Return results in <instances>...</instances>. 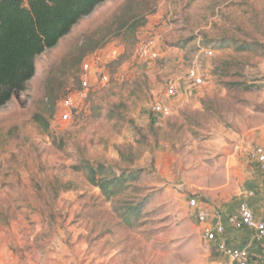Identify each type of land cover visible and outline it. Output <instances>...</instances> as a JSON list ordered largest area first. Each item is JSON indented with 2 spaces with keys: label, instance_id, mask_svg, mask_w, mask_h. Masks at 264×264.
Returning a JSON list of instances; mask_svg holds the SVG:
<instances>
[{
  "label": "rangeland",
  "instance_id": "obj_1",
  "mask_svg": "<svg viewBox=\"0 0 264 264\" xmlns=\"http://www.w3.org/2000/svg\"><path fill=\"white\" fill-rule=\"evenodd\" d=\"M132 20L146 23L123 28ZM150 38L156 56L141 59ZM192 67L200 86L189 85ZM157 101L168 115L153 112ZM262 132L264 0H107L0 107V264H215L188 197L214 206L237 196L239 182L222 185L225 151L243 143L249 158ZM87 162L140 178L108 200ZM140 202L126 224L124 205Z\"/></svg>",
  "mask_w": 264,
  "mask_h": 264
},
{
  "label": "trees",
  "instance_id": "obj_2",
  "mask_svg": "<svg viewBox=\"0 0 264 264\" xmlns=\"http://www.w3.org/2000/svg\"><path fill=\"white\" fill-rule=\"evenodd\" d=\"M106 1L0 0V107L28 87L36 72L37 57L56 47L82 18ZM134 22L126 21L123 28L136 32L146 23ZM241 49L248 50L250 46ZM156 121L154 117L152 122ZM84 168L89 182L108 200L125 194L130 184L140 178L139 171L118 172L102 162H87ZM142 206L143 202L124 205L123 221L132 225V216L138 220Z\"/></svg>",
  "mask_w": 264,
  "mask_h": 264
},
{
  "label": "built area",
  "instance_id": "obj_3",
  "mask_svg": "<svg viewBox=\"0 0 264 264\" xmlns=\"http://www.w3.org/2000/svg\"><path fill=\"white\" fill-rule=\"evenodd\" d=\"M154 48L155 40L152 38L147 39L138 45L137 55L141 59L154 57L156 56ZM99 60V57H94L93 60L90 59L83 64V90L77 94V98L83 99L87 96L86 91L89 87V75L93 71V63H98ZM187 79L189 85L192 87L200 86L204 83L203 78L195 67L188 70ZM179 93L180 88L176 83L170 82L167 85V96L174 97ZM62 104L67 111H69L75 106V98L72 95L67 96ZM152 110L157 115H168L171 111L168 105L160 101H157L152 105ZM69 116V113H64L62 119L66 120ZM250 157L257 162L258 167L264 176V149L258 144L255 145L250 151ZM187 205L198 223L206 224L211 218L215 219L213 225H206L203 228V235L206 243L214 245L218 253V258L215 261V264H250L251 254L248 247H231L223 240L222 237L226 231V223L224 222V219H226V222L235 229H251L253 231L251 240L253 243L264 241V216L261 219H257L254 215L253 209L247 201H242L238 211L227 216L224 215L222 210L208 206V204L202 202L197 196L188 197Z\"/></svg>",
  "mask_w": 264,
  "mask_h": 264
},
{
  "label": "crops",
  "instance_id": "obj_4",
  "mask_svg": "<svg viewBox=\"0 0 264 264\" xmlns=\"http://www.w3.org/2000/svg\"><path fill=\"white\" fill-rule=\"evenodd\" d=\"M244 139H242L243 141ZM244 143H246L244 141ZM258 145L264 149V132L258 137ZM225 179L222 183L227 186L232 182H239L242 186L240 193L232 199L217 200L216 205L212 208H219L225 216L236 213L242 201H247L253 209L257 219L264 216V176L261 173L258 164L251 157L247 158L244 152V144L235 146L233 150L225 151ZM250 156V153H249ZM238 179V181H237ZM207 204V203H206ZM226 231L223 240L231 247L242 248L248 247L251 254L250 264H264V241L253 242V231L249 228L235 229L226 222ZM215 219L211 218L206 224H200L203 230L206 225H213Z\"/></svg>",
  "mask_w": 264,
  "mask_h": 264
}]
</instances>
